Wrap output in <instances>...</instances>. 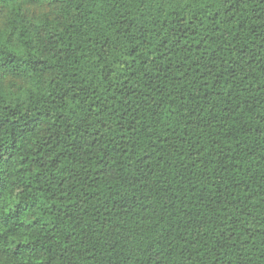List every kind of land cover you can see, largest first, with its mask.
Returning a JSON list of instances; mask_svg holds the SVG:
<instances>
[{"label": "trees", "instance_id": "obj_1", "mask_svg": "<svg viewBox=\"0 0 264 264\" xmlns=\"http://www.w3.org/2000/svg\"><path fill=\"white\" fill-rule=\"evenodd\" d=\"M0 264H264V0H0Z\"/></svg>", "mask_w": 264, "mask_h": 264}]
</instances>
